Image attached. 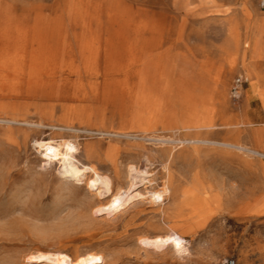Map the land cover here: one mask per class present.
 <instances>
[{
    "label": "rangeland",
    "instance_id": "1",
    "mask_svg": "<svg viewBox=\"0 0 264 264\" xmlns=\"http://www.w3.org/2000/svg\"><path fill=\"white\" fill-rule=\"evenodd\" d=\"M37 140L113 190L143 181L99 210L111 196L93 172L61 173ZM172 230L187 250L147 244ZM53 250L98 264H264L258 0H0V264Z\"/></svg>",
    "mask_w": 264,
    "mask_h": 264
},
{
    "label": "bare ground",
    "instance_id": "2",
    "mask_svg": "<svg viewBox=\"0 0 264 264\" xmlns=\"http://www.w3.org/2000/svg\"><path fill=\"white\" fill-rule=\"evenodd\" d=\"M35 143L37 146L45 149L44 157L46 163L48 160L57 158L62 167L61 173L69 175L74 178V180L76 179L81 181L86 178L85 171L93 172V176L90 178L91 184L94 186L101 185L97 194L111 196L106 204L99 206V210L109 212L110 210H116L124 206L125 202L134 195L131 193L132 187L138 180L143 179V177L137 178L138 175H132V180L126 187H119L113 190L110 176L99 173L93 166L85 165L84 167H80L71 150L63 151L61 145L56 143L54 140H37ZM131 167L134 168V166ZM167 191H154L150 193V196L153 200L163 201L164 193H167ZM186 242V239L177 230H172L170 234L165 236H157L147 240V244L149 245H153L155 247L172 245L179 251L187 250L188 247ZM31 261L32 264H98L88 255L77 254V256L73 257L69 253L60 250L37 251L32 256Z\"/></svg>",
    "mask_w": 264,
    "mask_h": 264
},
{
    "label": "built area",
    "instance_id": "3",
    "mask_svg": "<svg viewBox=\"0 0 264 264\" xmlns=\"http://www.w3.org/2000/svg\"><path fill=\"white\" fill-rule=\"evenodd\" d=\"M258 3L260 5V7L264 8V0H258ZM241 81L240 78L235 79V81L233 82V91L237 92L238 91V85H240Z\"/></svg>",
    "mask_w": 264,
    "mask_h": 264
}]
</instances>
